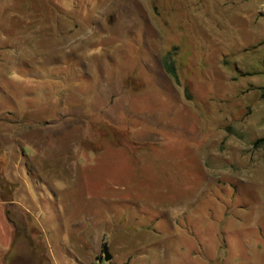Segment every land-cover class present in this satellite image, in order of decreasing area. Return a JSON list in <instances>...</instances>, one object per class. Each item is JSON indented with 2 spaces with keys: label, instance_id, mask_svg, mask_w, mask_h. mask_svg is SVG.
I'll list each match as a JSON object with an SVG mask.
<instances>
[{
  "label": "rangeland",
  "instance_id": "rangeland-1",
  "mask_svg": "<svg viewBox=\"0 0 264 264\" xmlns=\"http://www.w3.org/2000/svg\"><path fill=\"white\" fill-rule=\"evenodd\" d=\"M261 138L264 0H0V264H264Z\"/></svg>",
  "mask_w": 264,
  "mask_h": 264
},
{
  "label": "trees",
  "instance_id": "trees-1",
  "mask_svg": "<svg viewBox=\"0 0 264 264\" xmlns=\"http://www.w3.org/2000/svg\"><path fill=\"white\" fill-rule=\"evenodd\" d=\"M162 65H163L164 70L169 75H171L174 78L177 77L174 63L169 57H163L162 58ZM261 141H264V138H261V139L257 140L256 143L261 142Z\"/></svg>",
  "mask_w": 264,
  "mask_h": 264
},
{
  "label": "water",
  "instance_id": "water-1",
  "mask_svg": "<svg viewBox=\"0 0 264 264\" xmlns=\"http://www.w3.org/2000/svg\"><path fill=\"white\" fill-rule=\"evenodd\" d=\"M104 251H105V258L106 259H109L110 258V255H109L106 247L104 248Z\"/></svg>",
  "mask_w": 264,
  "mask_h": 264
}]
</instances>
